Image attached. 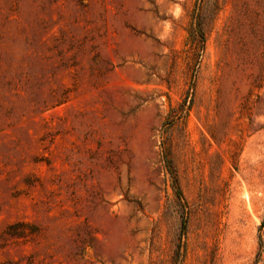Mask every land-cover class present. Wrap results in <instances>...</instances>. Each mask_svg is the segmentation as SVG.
I'll return each mask as SVG.
<instances>
[{
    "label": "rangeland",
    "instance_id": "rangeland-1",
    "mask_svg": "<svg viewBox=\"0 0 264 264\" xmlns=\"http://www.w3.org/2000/svg\"><path fill=\"white\" fill-rule=\"evenodd\" d=\"M0 264H264V0H0Z\"/></svg>",
    "mask_w": 264,
    "mask_h": 264
},
{
    "label": "trees",
    "instance_id": "trees-1",
    "mask_svg": "<svg viewBox=\"0 0 264 264\" xmlns=\"http://www.w3.org/2000/svg\"><path fill=\"white\" fill-rule=\"evenodd\" d=\"M197 35H198L197 31L196 32L195 31H192L191 32V35H190V38L191 39H195V37H197ZM177 193H178L179 196H181V191H180L179 188H177ZM184 230H185V225L183 224V227H182V235L184 233Z\"/></svg>",
    "mask_w": 264,
    "mask_h": 264
}]
</instances>
